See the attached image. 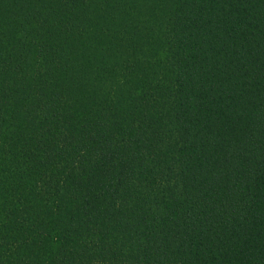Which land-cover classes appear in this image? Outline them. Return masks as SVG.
Here are the masks:
<instances>
[{
    "label": "trees",
    "instance_id": "16d2710c",
    "mask_svg": "<svg viewBox=\"0 0 264 264\" xmlns=\"http://www.w3.org/2000/svg\"><path fill=\"white\" fill-rule=\"evenodd\" d=\"M0 264H264V0H0Z\"/></svg>",
    "mask_w": 264,
    "mask_h": 264
}]
</instances>
